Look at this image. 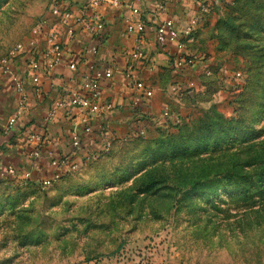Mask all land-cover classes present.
<instances>
[{"label":"rangeland","instance_id":"374dc122","mask_svg":"<svg viewBox=\"0 0 264 264\" xmlns=\"http://www.w3.org/2000/svg\"><path fill=\"white\" fill-rule=\"evenodd\" d=\"M54 2L0 0V59L36 39ZM186 6L193 16L187 66L156 67L148 85L151 118L138 126L131 105L123 109L110 150L97 149L105 135L84 141L74 157L78 169L48 187L41 176L0 182V264H264V195L216 192L188 211L179 192L165 189L171 173L158 170L146 150V142L178 124L215 112L235 118L248 88L262 104L254 129L264 131V0ZM137 129L144 135L137 137ZM153 176L164 180L161 191L143 185Z\"/></svg>","mask_w":264,"mask_h":264},{"label":"built area","instance_id":"2783aa9c","mask_svg":"<svg viewBox=\"0 0 264 264\" xmlns=\"http://www.w3.org/2000/svg\"><path fill=\"white\" fill-rule=\"evenodd\" d=\"M122 0H86V3L78 9H74L73 0H55L50 10L49 22L42 23L35 31V40L20 42L12 47L5 56L0 59V95L2 85L10 87L14 95V106L12 113L7 119L5 131H12L18 120L22 119L28 110V95L25 83L30 82L36 93H40L41 77H49L62 64H65V45L61 41L64 36L71 40L77 33H83L94 43L84 51L76 54L75 59L68 64V70L77 72L79 60L84 56L96 57L98 47L105 39V24L101 9L104 4L119 5ZM138 3L141 0H136ZM189 4H196L198 0H185ZM169 0H157L150 14L159 19L154 30V40L158 49L169 58L173 68L182 69L187 66L186 40L192 33L189 23L180 27L173 18L167 16L166 5ZM202 11L206 7L199 6ZM134 13L141 10L134 9ZM124 33L131 41L129 62L125 74L127 87L132 90L131 109L140 118L146 119L150 116L149 105L153 98V91L142 82H135L131 71L136 62L143 60V39L146 31V23L143 20L137 22L124 21ZM89 64V61H86ZM108 67L99 69L90 67L78 79H71L69 83L59 89L58 99L47 110L44 123H52L61 110H75L78 112L76 128L69 135L70 152L57 158H51L49 168L51 176L41 179V186L48 187L61 179L62 174L76 171L78 164L74 161L75 153L80 151L84 137L91 141L100 140V136L106 137L97 149L103 152L110 150L114 136L107 127L100 128V136L97 139L91 125L92 118H99L114 114L119 107L106 102L103 95V83H110L114 71L115 61L108 63ZM174 87L173 90H177ZM164 120H169L167 109L162 111ZM77 128L79 130H77ZM136 136L141 137L145 131L135 130ZM109 136V140L108 137ZM29 142L34 144L33 157L39 158L41 152L47 146V141L38 134H31ZM84 157V156H83ZM89 159V156H85ZM84 157V159H85ZM17 171L12 166H4L0 160V182L15 179ZM28 178V177H27Z\"/></svg>","mask_w":264,"mask_h":264},{"label":"crops","instance_id":"0c3cea01","mask_svg":"<svg viewBox=\"0 0 264 264\" xmlns=\"http://www.w3.org/2000/svg\"><path fill=\"white\" fill-rule=\"evenodd\" d=\"M157 0H122L119 5L104 4L101 9L102 18L105 24V39L98 47L96 57L84 56L77 65V72L68 70V63L78 61L76 54L84 51L94 42L89 40L83 33L76 34L71 40L62 36L61 41L65 45V64L59 66L49 77H41L40 93H36L30 82L25 83V90L28 95V110L25 116L18 120L12 131L6 132L5 125L12 113L14 106V95L10 87L2 85L0 95V160L4 166H12L17 171L19 180L35 181L38 176L46 178L51 176L49 161L57 154L65 155L70 152L69 135L76 128L78 112L75 110H61L52 123H44L43 119L47 110L58 99L59 89L65 86L71 79H78L86 73L90 67L103 69L108 67V63L115 61L116 71L110 83H103V95L106 102L112 103L119 109L112 115L99 118H92L91 125L97 139L100 136V128L107 127L114 130L119 126L121 118L124 119L126 108L130 109L132 90L127 87L125 74L128 72L129 52L131 47L130 39L124 33V21L137 22L143 20L146 23V31L143 39V60L136 62L131 71L135 82H142L150 85L156 81V67L173 69L169 58L156 46L154 40V30L159 23V19L154 18L150 12ZM86 3V0H73L74 9H78ZM185 0H169L166 5L167 16L173 18L176 24L184 27L189 22L190 12ZM190 5V4H189ZM187 7V8H186ZM141 12L134 13V9ZM190 17V18H187ZM182 21V22H181ZM184 22V23H183ZM184 24V25H183ZM89 61V64L88 62ZM155 74V79L150 81L151 75ZM149 82V84H148ZM150 87V86H149ZM152 90V89H151ZM151 118V114L149 116ZM133 121L142 124V118L132 112ZM150 118L148 119L149 121ZM77 130H79L77 128ZM31 134H38L47 141V146L41 152L39 158L33 157L34 144L29 142ZM88 137H84V141ZM93 140V138H92ZM60 152V153H59ZM60 155V156H61ZM28 177V178H27Z\"/></svg>","mask_w":264,"mask_h":264},{"label":"trees","instance_id":"16d2710c","mask_svg":"<svg viewBox=\"0 0 264 264\" xmlns=\"http://www.w3.org/2000/svg\"><path fill=\"white\" fill-rule=\"evenodd\" d=\"M257 93L248 88L241 94L235 118L215 112L212 117L178 124L174 133L145 143L151 158L160 163L158 170L171 173L172 182L165 189L179 192L188 211L196 199L216 192L264 195V131L254 129L255 114L262 107L252 99ZM164 183L155 176L143 180L147 191L157 186L161 191Z\"/></svg>","mask_w":264,"mask_h":264}]
</instances>
